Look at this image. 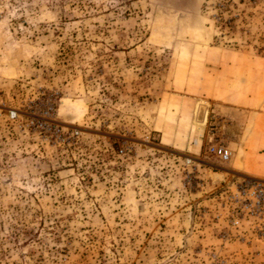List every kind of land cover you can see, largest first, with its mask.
I'll return each mask as SVG.
<instances>
[{"label":"rangeland","instance_id":"1","mask_svg":"<svg viewBox=\"0 0 264 264\" xmlns=\"http://www.w3.org/2000/svg\"><path fill=\"white\" fill-rule=\"evenodd\" d=\"M259 186L264 0H0V264H264Z\"/></svg>","mask_w":264,"mask_h":264},{"label":"built area","instance_id":"2","mask_svg":"<svg viewBox=\"0 0 264 264\" xmlns=\"http://www.w3.org/2000/svg\"><path fill=\"white\" fill-rule=\"evenodd\" d=\"M15 116H16L15 112H10V117L13 118ZM48 129H49V131L51 130V135L55 136L58 141H64L66 139V136L64 135V133L62 132V130L59 127L50 128V126H49ZM76 136H77V132H72L69 137L75 138ZM209 151L215 153L223 161H227L230 158V151L223 144L210 145ZM258 196L260 197L259 199L264 200V191L261 188V186H259V195Z\"/></svg>","mask_w":264,"mask_h":264}]
</instances>
